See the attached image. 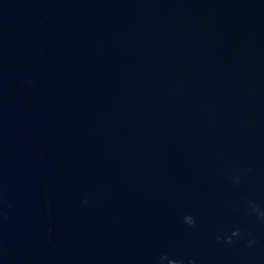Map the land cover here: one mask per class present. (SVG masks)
Here are the masks:
<instances>
[{
    "label": "water",
    "instance_id": "obj_1",
    "mask_svg": "<svg viewBox=\"0 0 264 264\" xmlns=\"http://www.w3.org/2000/svg\"><path fill=\"white\" fill-rule=\"evenodd\" d=\"M261 213L264 0H0V264H264Z\"/></svg>",
    "mask_w": 264,
    "mask_h": 264
},
{
    "label": "clouds",
    "instance_id": "obj_2",
    "mask_svg": "<svg viewBox=\"0 0 264 264\" xmlns=\"http://www.w3.org/2000/svg\"><path fill=\"white\" fill-rule=\"evenodd\" d=\"M261 215L264 216V213H261ZM184 222L186 224L190 225V226H194L196 224V218L193 215L188 214V215H186L184 217ZM239 231H240L239 229L234 230L231 235L227 236L224 239H226V241L228 243H231L232 242V237L233 236H236V235H239ZM220 239H222V237H219L218 236L217 237V240H220ZM169 264H184V261L183 260H177L175 258H172V259H169ZM189 264H195V260L189 261Z\"/></svg>",
    "mask_w": 264,
    "mask_h": 264
}]
</instances>
